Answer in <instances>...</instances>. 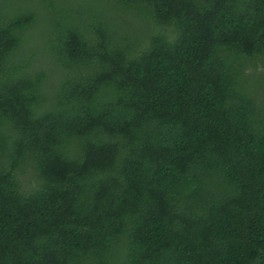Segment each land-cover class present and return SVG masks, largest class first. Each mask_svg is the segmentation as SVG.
I'll use <instances>...</instances> for the list:
<instances>
[{
  "label": "trees",
  "instance_id": "obj_1",
  "mask_svg": "<svg viewBox=\"0 0 264 264\" xmlns=\"http://www.w3.org/2000/svg\"><path fill=\"white\" fill-rule=\"evenodd\" d=\"M0 264H264V0H0Z\"/></svg>",
  "mask_w": 264,
  "mask_h": 264
},
{
  "label": "rangeland",
  "instance_id": "obj_2",
  "mask_svg": "<svg viewBox=\"0 0 264 264\" xmlns=\"http://www.w3.org/2000/svg\"><path fill=\"white\" fill-rule=\"evenodd\" d=\"M27 184V183H26ZM28 185V184H27Z\"/></svg>",
  "mask_w": 264,
  "mask_h": 264
}]
</instances>
